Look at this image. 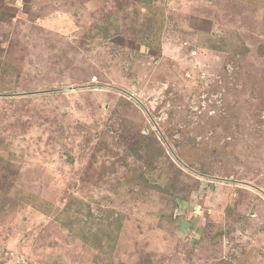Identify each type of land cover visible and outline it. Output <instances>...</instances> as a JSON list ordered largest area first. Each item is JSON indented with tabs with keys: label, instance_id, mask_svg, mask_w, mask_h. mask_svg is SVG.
<instances>
[{
	"label": "rangeland",
	"instance_id": "obj_1",
	"mask_svg": "<svg viewBox=\"0 0 264 264\" xmlns=\"http://www.w3.org/2000/svg\"><path fill=\"white\" fill-rule=\"evenodd\" d=\"M0 264H264V0H0Z\"/></svg>",
	"mask_w": 264,
	"mask_h": 264
},
{
	"label": "trees",
	"instance_id": "obj_2",
	"mask_svg": "<svg viewBox=\"0 0 264 264\" xmlns=\"http://www.w3.org/2000/svg\"><path fill=\"white\" fill-rule=\"evenodd\" d=\"M141 1V0H140Z\"/></svg>",
	"mask_w": 264,
	"mask_h": 264
}]
</instances>
